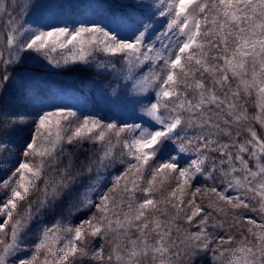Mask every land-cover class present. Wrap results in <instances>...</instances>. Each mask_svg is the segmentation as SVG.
I'll list each match as a JSON object with an SVG mask.
<instances>
[{"label": "snow or ice", "instance_id": "6c2138e0", "mask_svg": "<svg viewBox=\"0 0 264 264\" xmlns=\"http://www.w3.org/2000/svg\"><path fill=\"white\" fill-rule=\"evenodd\" d=\"M124 8L91 26L69 27L49 12L25 27L0 0L9 16L0 154L19 146L15 167L0 178V264H182L208 252L215 264H264V135L255 127L264 130V0H141ZM157 11L167 18L163 31L152 19ZM25 52L57 67L119 63L125 83L112 89L111 103L128 101V115L142 122L81 119L41 96L7 74ZM97 52L109 59L96 62ZM9 81L34 111L10 109ZM118 165L109 187L106 174ZM198 177L214 183L196 187Z\"/></svg>", "mask_w": 264, "mask_h": 264}, {"label": "trees", "instance_id": "16d2710c", "mask_svg": "<svg viewBox=\"0 0 264 264\" xmlns=\"http://www.w3.org/2000/svg\"><path fill=\"white\" fill-rule=\"evenodd\" d=\"M4 2L8 5L9 11L12 13L15 12L19 4L21 3V0H4ZM3 19H0V38L2 41H0V52L3 53V59L9 58V51L6 47V36L2 34L3 26H4V20H5V13L2 14ZM95 55V54H94ZM96 62L101 63V59L98 55H95ZM5 73V66L0 60V75ZM7 74L11 77H17V78H23L29 86L35 88L41 96L47 98L52 97V95L55 94L59 89L66 91L68 93L69 90L74 93L76 96L77 94H80L78 99L86 98L87 96L92 97L90 94H96L97 91L100 89H107L112 85V82L109 78V74L107 73V70L105 68H99L97 66V63H92L88 66L83 65H74L70 64L67 66L61 65L59 67L55 66L54 64H49V62L46 59L40 60V59H31V57H26V59L23 60L22 64H18L16 66H8L7 67ZM108 76V77H107ZM77 97V96H76ZM5 98L9 102V107L13 112H32L34 111V107L31 105V103L25 98L24 93L19 91L11 81H9V87L8 91L5 94ZM90 103L89 101H86L84 110L87 109V104ZM97 107V104H93ZM249 112H254L253 108H249ZM91 115V114H90ZM82 118V116H80ZM101 118V117H99ZM103 119V118H101ZM105 122V120H104ZM257 128L258 134L264 135V130H261L259 128V125H255ZM27 129L25 127V130L18 134L17 140L20 139V137L26 136ZM243 135L242 134V138ZM226 137L222 138L223 142H227ZM85 149L89 150H97L99 148V145H92V144H85ZM118 151V149H116ZM90 155V153H89ZM213 158H217L218 154H211ZM19 156V146H17V150L11 153H4L0 154V165H4V167H0V178H3L7 171L9 170V166L11 163H15L14 160L10 159V157H18ZM92 159H95V156L91 157ZM76 160L77 165L80 164L81 161L86 159V156L83 152H81L77 157H74ZM5 161L7 163L5 164ZM47 178V177H45ZM199 181L198 185L202 184L201 188H204L206 186H210L214 183V181H205L203 177H198L196 180V183ZM215 183H219L216 181ZM195 185V183H194ZM44 187L43 180L39 183L37 190L33 193L31 198L28 200L27 203H21L19 206V212L22 214L27 207V204L32 203L37 199V197L40 195V189ZM3 194L0 193V197H2ZM199 199V197H198ZM246 211V210H245ZM248 215H252L257 220L260 219V217L255 213H247ZM215 215V213H214ZM75 219L77 217H74ZM73 218V219H74ZM47 222H51V217L48 215H45L43 218ZM223 234V233H221ZM244 236L248 237V239H252L251 235L248 232L244 233ZM237 239L243 241L244 237L237 236ZM77 259L76 264H91V262L88 261H82ZM182 264H215L211 252L208 253H200L196 256L194 261L185 259L182 261Z\"/></svg>", "mask_w": 264, "mask_h": 264}, {"label": "rangeland", "instance_id": "374dc122", "mask_svg": "<svg viewBox=\"0 0 264 264\" xmlns=\"http://www.w3.org/2000/svg\"><path fill=\"white\" fill-rule=\"evenodd\" d=\"M133 2L139 3L141 2V0H21L18 9L15 12L13 11L11 15L13 18L16 19L17 24H21L24 21H27L28 23L25 25V27L29 25L34 26L38 22L42 14L46 15L49 12L56 13L61 19L66 20L69 27H78L80 23H85L91 26L92 23H99L106 12L111 11L119 14L121 11L125 10V5ZM142 2L148 4H162L164 0H142ZM32 5H47L50 7L37 9L31 7ZM25 6H28V11H24ZM0 19H3L2 14H0ZM8 19L9 16L6 12L2 31V34L4 36H7L6 25ZM152 19L157 31H163L167 18L160 17L157 11L156 15ZM60 26L64 25L60 24ZM0 41H2L1 38ZM95 55H98L100 57L101 63L109 59L103 53L97 52L95 53ZM21 56L22 58L35 57L36 59L40 60L45 59L43 56H40L39 54L33 52H25L22 53ZM53 56L57 59L61 58V54L59 52L53 53ZM70 64L71 63H69L68 65ZM62 65L64 64L62 63ZM106 70L112 82V85L107 89V91L104 88L100 89L99 91H97L96 94H90L92 95V97L87 96L86 98H84L85 100L78 99L80 94H77L76 97L71 90H69L70 93H68L59 89L52 96L56 98L58 106L77 111L78 115L82 116V118L83 116L91 114V116H94L96 118H103L105 122H117L118 124L124 121H127L128 123H141L142 121L140 119H133L128 115L129 111L131 110V105L128 101H123L118 105L111 103V101L115 99V97H113L112 95V89L118 88L122 90L125 83L122 79V76L124 74L122 66L117 63L115 70H113L111 66H108ZM86 101H89L90 103L87 104L88 107L84 110ZM148 102L149 101L147 99L141 100V104H146ZM93 104H97V107ZM141 104H136L135 106L137 115L140 114ZM48 107H55V105H49ZM146 119L147 118H145V120ZM117 149V154H119L120 149ZM14 167L15 163H11L9 166V170L7 171L4 177L10 174V171ZM123 168V165H118L117 168L109 170L110 174H106L108 180L107 186H111L110 182L112 178L115 175H118L120 171H123ZM194 183V186L202 187V184L198 185L199 181L197 183L195 181ZM234 194L235 193H233V195ZM77 222L78 218H74L73 223ZM77 259L81 260L80 262H91L87 258Z\"/></svg>", "mask_w": 264, "mask_h": 264}]
</instances>
